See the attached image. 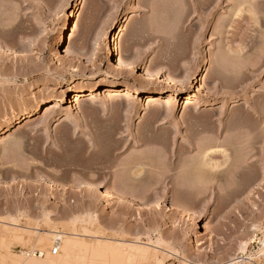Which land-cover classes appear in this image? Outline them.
<instances>
[{
	"label": "rangeland",
	"instance_id": "1",
	"mask_svg": "<svg viewBox=\"0 0 264 264\" xmlns=\"http://www.w3.org/2000/svg\"><path fill=\"white\" fill-rule=\"evenodd\" d=\"M78 1L66 42L77 59L65 61L60 40ZM120 28V50L174 86L111 71ZM0 33L11 50L0 54V129L42 105L0 136V229L27 237H8L3 255L45 261L69 240L98 249L159 238L163 264H264L254 243L264 234V0H0ZM128 83L172 102L105 92L65 101ZM50 103L60 107L46 111ZM94 183L124 201L94 193ZM68 247L71 262H90Z\"/></svg>",
	"mask_w": 264,
	"mask_h": 264
},
{
	"label": "bare ground",
	"instance_id": "2",
	"mask_svg": "<svg viewBox=\"0 0 264 264\" xmlns=\"http://www.w3.org/2000/svg\"><path fill=\"white\" fill-rule=\"evenodd\" d=\"M80 5L81 4L78 1L77 4H76V11H74L72 13L69 22L65 25V27L63 29V33H62V38L60 40V45H59L60 49L59 50L61 51V53H63V59L65 61H74V60L77 59V57L74 54V52L66 47V45H67L66 42H67V38H68V36H69V34L71 32V27L72 26L74 27L73 32H76L78 30V28H79V20H80L81 15H82L81 14ZM240 12H241V10H240ZM239 15H240V13H239ZM72 21H73V25L71 24ZM127 21H128V19H127ZM49 26H50L49 24L45 23V27H49ZM122 32H123V28L122 29L120 28V30L118 31V34L115 36L113 42L109 43L108 54H109L110 57H108V58H111V59L117 58V60H118L117 61L118 63H116V65H115L116 67H114V66L111 67V71L113 72V71L117 70V67H119V68L125 69V71H127L129 73V75H131V76L138 75V76H140L142 78L143 81L148 82L150 84L160 80L161 83H163L165 85L174 86L175 83L171 79H169L167 76H164V75H162L160 73H152V72L148 71L146 69L148 67V65H149L148 61H146V60L145 61H138V60H136V59H134V58H132L130 56L125 55L120 50V43H121V40H122ZM0 35H2V34L0 33ZM8 52H11V50L9 49L8 46H6V43H5V45H3L0 42V54L4 55V54H6ZM64 54H65V56H64ZM102 92H105L109 96H115L117 94H122L121 98L125 99V100H129V99L131 100L132 93H133V94H137V96H139V97L149 96L150 102H157V103H160V104H167V103L172 102V99L169 98V97L159 96V97L154 98L152 96V94L150 93V89L148 87L135 88L130 83H128L125 86H122V85H119V84H115V85H111V86L100 85V86L96 87V89L93 90V91H77L76 93H73V99L71 98L72 95L66 94L65 95V97H66L65 101H67V102L69 101V102H73V103H82V102L89 101V100H96L97 99V97H96L97 94L98 93H102ZM70 98H71V100H69ZM157 98H160V99L156 100ZM194 98H195L194 94H190L189 101H192ZM59 107H60L59 103H50V104L47 105V110L46 111H51V110L53 111V110H55L56 108H59ZM41 109H42V105L39 104L36 107L35 111L25 112V113H23L21 115L16 116L14 119H12L11 122H8L3 129H0V136H3L5 134H7L8 132H10L11 130H13L14 128H16L17 126L22 124L23 122L33 119L36 116V113L39 112ZM208 159L211 160V158L209 156H208ZM209 160L207 161V159H206L207 165H209V166H211L213 168L216 167V165L212 164L211 161H209ZM92 191L94 193L101 194L103 197H111L112 199H115L116 197L117 198L120 197L119 198V202L120 201H124V197L122 196V194L120 192H117V191L116 192H114V191H111V192L105 191V190H103L100 187V185L98 183H94L92 185ZM166 202L171 204V208H172L171 210L174 212V214L176 216L179 215L181 217L182 216L186 217L188 215L186 210L183 209L179 205V203L176 202V200L172 201V200L168 199ZM136 203H132V204L135 205L136 207H139V208L142 207V205L136 204ZM132 208H135V207L133 206ZM154 208H156V207H154ZM75 219H74V221H75ZM76 222H77V220H76ZM141 222H142V219H141ZM140 229H144V227L142 226L141 228H139L137 230L139 231ZM52 233L54 234L55 232H52ZM143 234H145V233H143ZM140 235L141 234H139V236ZM0 236H1L0 238H3V242L0 244V264H75V263L71 262L68 259V257H67V250L69 248L68 245H70L71 243L74 244V246L79 247L83 251L84 254H88V253L91 254L90 262L86 263V264H107L106 263L107 259L105 258L106 253H111L112 254L113 261H112L111 264H125L126 261H128L130 264H163L164 263V262L162 263L163 260L161 258V256L163 257V255L160 254V252L163 251L164 249L160 250L161 249V245H158V244H160L161 240L159 241V238L157 239L159 242L156 241L157 244L155 242L153 243V244H156V245L152 244V242H153L152 240H151L152 241L151 243H148L149 242L148 241L147 242L148 244H147V243H143V241H141V239L138 238L136 241L131 242L132 245H131V243L130 244L128 243L129 244L128 247L122 246L121 245L122 243L120 242V244L118 243L117 246H113V245L108 244V245H103V247L98 248V249L92 248L91 246H89L86 243H80V242H76L75 240H69L63 246V251H62L63 254L60 257H58V258L55 257V256L51 257L50 254L52 252L50 254H48V252H50V251H48L46 253L49 256H47L48 258L45 261H37L35 259H31V260L25 259L23 256H21V257H23L24 259H22L21 257L19 258V255L16 258V257H13V254H9L7 256L2 254V249L4 248V245H5L4 243H6V241H4V240H6L8 237H10L9 239L12 240V241L14 240V241H18V242L23 243V241H25L26 238H27L26 236H24L23 234H20V233H15V234L11 235L5 229L4 230L0 229ZM57 236H58L57 242H60L61 238H62L61 234L58 233ZM142 236H144V235H142ZM146 236H150V235L147 234ZM30 238H32V237H30ZM33 239H35V238H33ZM33 239H32V242L34 241L36 243V241H35L36 239L35 240H33ZM50 242H52V239L51 238H46V239L39 240L38 241V245H41L43 247L44 251H45V249H48V247L50 245ZM163 242L164 241H162V243ZM157 245L160 246V248ZM248 245H249V242H242L240 244V251L243 254L247 251ZM152 249H154V250H152ZM155 250L156 251L160 250V252L158 253ZM256 252L257 253H255V254H256L257 258H259L261 256L264 257V248L260 247ZM163 253H164V251L162 252V254ZM42 256H43V252H42ZM239 258L243 259L242 256L238 257V259ZM250 258H251V260L255 259V257L254 258L250 257ZM236 260L237 259L232 261L230 264L239 263V261H236Z\"/></svg>",
	"mask_w": 264,
	"mask_h": 264
},
{
	"label": "built area",
	"instance_id": "3",
	"mask_svg": "<svg viewBox=\"0 0 264 264\" xmlns=\"http://www.w3.org/2000/svg\"><path fill=\"white\" fill-rule=\"evenodd\" d=\"M255 245L259 249L260 247L264 248V234L257 236V238L254 241ZM59 249L55 248L52 252L53 255H58Z\"/></svg>",
	"mask_w": 264,
	"mask_h": 264
}]
</instances>
